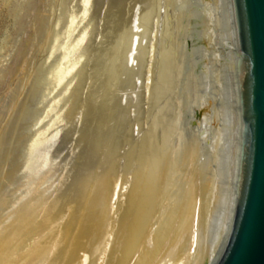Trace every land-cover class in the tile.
Instances as JSON below:
<instances>
[{
	"label": "bare ground",
	"instance_id": "1",
	"mask_svg": "<svg viewBox=\"0 0 264 264\" xmlns=\"http://www.w3.org/2000/svg\"><path fill=\"white\" fill-rule=\"evenodd\" d=\"M93 2L55 1L0 104V264L212 262L238 148L227 1Z\"/></svg>",
	"mask_w": 264,
	"mask_h": 264
},
{
	"label": "water",
	"instance_id": "2",
	"mask_svg": "<svg viewBox=\"0 0 264 264\" xmlns=\"http://www.w3.org/2000/svg\"><path fill=\"white\" fill-rule=\"evenodd\" d=\"M226 1L238 148L229 225L207 264H264V0Z\"/></svg>",
	"mask_w": 264,
	"mask_h": 264
},
{
	"label": "rangeland",
	"instance_id": "3",
	"mask_svg": "<svg viewBox=\"0 0 264 264\" xmlns=\"http://www.w3.org/2000/svg\"><path fill=\"white\" fill-rule=\"evenodd\" d=\"M55 1L0 0V47L2 48H0V104L9 97L12 90L25 77L28 66L41 42L42 26L45 22H50L52 18ZM137 1L124 0L127 10H129L128 16L125 14L127 10L124 11L125 18L131 15L134 9L131 7H136ZM111 3L113 0H94L93 5L95 6L92 7L94 9L92 11L100 14L102 6L106 5L108 9L110 6L112 7L108 11L109 13H115L117 8H113L115 3H113L114 5ZM80 4V0H63L64 9L62 8V10L66 14L76 13L77 15L81 7ZM108 4L110 5L108 6ZM95 20L93 19L92 22L97 25L98 19ZM60 54L56 55L53 63L59 60ZM1 115L2 110H0V117ZM59 143L61 144H57L58 150L62 149L63 153L66 152L65 140H61Z\"/></svg>",
	"mask_w": 264,
	"mask_h": 264
}]
</instances>
